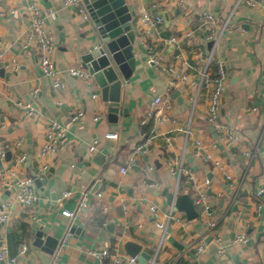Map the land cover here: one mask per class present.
Returning <instances> with one entry per match:
<instances>
[{
    "label": "crops",
    "instance_id": "obj_1",
    "mask_svg": "<svg viewBox=\"0 0 264 264\" xmlns=\"http://www.w3.org/2000/svg\"><path fill=\"white\" fill-rule=\"evenodd\" d=\"M36 1L55 36L53 59L66 87L54 88L51 79L36 70L39 63L35 46H25L30 18L24 1L0 0L5 10L0 15L4 53L0 68V150L5 152L0 155V209L3 201L12 200L10 220L0 222V241L6 243L9 255L17 257L18 264H99L92 251L113 243L114 249L126 253L124 243L132 240L152 255L145 264H264V192L260 200L255 195L264 185V4L260 0H255L254 5L240 3L215 51L214 59H222L227 70L221 120L234 128L237 138L212 147L217 132L207 121L206 89L193 112L189 142L175 129L185 124L191 114L190 97L195 92L191 83L173 88L169 96L171 109L164 112V121L147 118L152 100L167 88L168 76L160 66L148 61L146 44L166 48L168 58L179 68L184 60L202 65L210 49L206 32L227 20L237 0H128L136 10L132 28L138 32L134 43L137 64L129 82L123 84L120 105L128 111L119 115L117 123L109 120L110 103L103 100L101 88L93 78L69 74L71 66L84 68L80 62L82 54L97 43L92 19H83L77 8L64 5V0ZM12 9L18 13H11ZM204 11L212 14L214 22L206 19ZM147 12L152 20L143 22ZM157 14L163 21L154 25ZM164 14L169 17L168 23ZM188 31L192 32L190 36H186ZM171 35L182 40L184 54L177 61L172 48L166 47V38ZM198 46L204 48L201 57L196 52ZM211 70L216 71L215 62ZM191 74L196 71L191 70ZM28 101L34 109L32 115L19 104ZM79 110L84 111L82 119L71 121ZM95 116L100 119L95 120ZM52 119L67 127L66 136L56 155L42 158L39 151ZM154 127L157 133L148 154L139 157L138 164L122 174L120 167L142 133H149ZM109 132H116L117 137L106 138ZM169 134L171 144L166 140ZM94 138L100 143L91 151L89 145ZM195 138L207 145L222 167L213 160L194 156ZM23 151L28 153L27 162H16L15 155ZM183 157L194 176L192 180L182 175L179 181L178 171H171V166ZM46 161L49 168L43 179L38 178L39 198L25 209L14 201L15 188L4 182L9 176L1 173L13 169L21 176L39 175V168ZM95 182L99 186L92 192ZM149 182L154 186H149ZM177 188L178 194L187 193L194 198L201 213L193 220L184 213L183 219L173 220L165 233L157 221H165L171 205L166 190L174 193ZM200 189L207 192L211 214L197 202ZM66 190L73 194L60 203L58 198ZM87 190L90 200L78 217L73 221L63 215L62 209L74 210ZM151 206L158 208L157 214ZM209 221L215 222L214 228L209 227ZM34 227L58 238L53 254L33 244ZM239 234L248 235L249 241L236 242ZM171 238L184 244V249L178 248ZM197 241L208 244L200 254L185 246ZM23 244L28 249L21 255ZM221 246L224 253L219 251ZM0 264L7 263L0 260Z\"/></svg>",
    "mask_w": 264,
    "mask_h": 264
},
{
    "label": "built area",
    "instance_id": "obj_2",
    "mask_svg": "<svg viewBox=\"0 0 264 264\" xmlns=\"http://www.w3.org/2000/svg\"><path fill=\"white\" fill-rule=\"evenodd\" d=\"M24 6L27 8L30 18L29 30L27 38L25 40V46H35L37 60L42 69V71L51 79L52 86L56 89H63L66 87V82L62 78L59 69L57 68L55 61L53 59V54L56 49V39L52 32L49 30L47 25V15L43 11L42 7L36 0H23ZM264 4V0H260ZM247 2L248 4H256L255 0H237L235 8L229 14L227 20L220 26H214L208 29V32L205 34L206 42H209L210 49L208 53L204 56L205 62L202 65L194 64L191 61L184 60L183 67L179 68L176 64L168 58L166 54V48L158 47L154 44H146L148 50V61L152 64L158 65L168 76V85L164 92L159 93L152 100L148 112L147 118H153L157 121H164L166 110L171 109V104L169 101V96L174 87L191 83L195 86V92L190 97L191 105V114L188 121L185 124L179 125L175 132H180L186 142H189L192 139V124H193V112L199 102V98L203 89L208 90V106H207V121L215 127L217 132L216 141L212 143V147H217L220 143L231 142L237 138L236 131L233 127L224 123L221 120V111L222 104L221 98L227 89V70L225 62L222 59H214L215 51L222 39L223 32L230 23L232 16L234 15L235 9L239 6L240 3ZM64 5L74 6L77 8L81 17L85 20H90V14L83 3V0H64ZM155 8V5H153ZM11 13H18L17 9H12ZM5 14V10L0 6V15ZM203 15L206 19L214 22L213 16L210 12L204 11ZM152 20L149 12L145 13L143 17V22H150ZM163 21L162 16L156 15L154 18V25L161 23ZM192 32H186V36H190ZM166 47L172 48L173 59L175 61L182 59L183 49H182V40L177 35H171L166 38ZM197 54L201 57L204 55L203 46H198L196 50ZM3 50H2V39L0 37V68L3 63ZM216 64V71L212 73V65ZM191 70H195L196 74H191ZM69 74L77 77H89L88 71L84 68L78 66H71L69 68ZM192 75H196L195 78H191ZM37 90L33 91V94L36 95ZM20 105L24 106L27 113L32 115L34 109L32 104L28 102H19ZM84 116V111H77L72 117L71 121L78 122ZM95 120H99L100 116H95ZM67 132V127L57 120L52 119L49 122L47 127L46 137L41 145L39 155L42 158H48L57 154L60 144L65 138ZM170 132H174L170 130ZM157 130L154 127L149 133L143 132V137L134 145L133 151L130 156L126 159L125 163L120 167V172L126 174L129 170L133 169L137 164L139 157L145 156L148 154L150 144L152 143L153 138L156 136ZM116 132H109L106 134V138H116ZM166 140L169 144L172 141V135H167ZM100 143V139L94 138L90 145L89 149L95 151ZM194 146V156L197 158H202L204 160H213L216 166H221L222 163L219 159H214L212 153L210 152L207 145L203 143L200 138H195L193 141ZM0 155H5L3 149L0 150ZM28 159V153L26 151L20 152L15 155L16 162L25 163ZM185 158L183 157L178 163L171 166V171L173 173H178V180L182 175L188 176L190 180L194 179L191 171L185 166ZM49 164L43 162L39 168L38 173H34L37 178L43 179L45 172L48 170ZM152 169V166H150ZM2 175H8L9 177L4 179V182L8 185L15 188V197L14 201L19 202L25 209L32 206L39 198V189L36 184L35 178L32 174L28 175H19L13 169H7L1 173ZM149 186H154L153 182L148 183ZM206 184L209 185V181H206ZM264 192V185L259 187L255 193L258 200L261 199V196ZM73 194L72 190H66L58 198V201L62 203L65 198ZM174 200L171 203L168 212L166 213L165 221H157V226L160 227L165 233L167 226L173 220H181L184 217V212L179 211L175 207V198L179 195L178 188L175 190ZM90 200V191H85L81 198L76 204L74 210L62 209L63 215L71 218L73 221L78 217L79 213L88 206ZM197 202L202 204L208 214H211V205L208 202V195L205 190H199V197ZM261 206L259 202V207ZM12 200H5L1 204L0 209V222L5 224L11 218L12 211ZM151 210L157 214L158 208L156 206H151ZM209 227L214 228L215 222L209 221ZM71 235V229H69L65 235L64 241L68 240ZM165 238V235L163 236ZM218 240V239H217ZM236 242H248L249 236L246 234H239L234 239ZM63 244V242H61ZM188 250L195 251L200 254L207 249L208 244L205 241L190 242L185 245ZM27 245L23 244L20 249V254L24 255L27 252ZM219 251L221 253L225 252L224 246H221ZM93 255L97 256L99 259V264H141L137 256H130L124 252H121L119 249H112L110 246L101 248L100 250H94L91 252ZM0 260L5 261L7 264H18V258L12 257L9 255L8 247L5 242L0 241ZM154 264V263H152Z\"/></svg>",
    "mask_w": 264,
    "mask_h": 264
},
{
    "label": "water",
    "instance_id": "obj_3",
    "mask_svg": "<svg viewBox=\"0 0 264 264\" xmlns=\"http://www.w3.org/2000/svg\"><path fill=\"white\" fill-rule=\"evenodd\" d=\"M90 18L92 19L97 36V43L81 56V64L88 71L94 82L101 88L103 100L109 102L108 118L117 123L120 114L128 111L127 107L120 105L122 101V87L129 82L137 60L134 54V43L138 32L132 28L136 10L128 0H83ZM166 23L169 17L164 14ZM139 48H143L139 44ZM37 72L42 71L40 65L36 66ZM3 72V71H2ZM44 73V72H43ZM215 132V127L211 126ZM217 136V133L215 134ZM11 155L8 153V157ZM35 178L36 184L41 186V181ZM99 186L95 182L92 192ZM168 190V189H167ZM165 192L170 203L174 200V194ZM177 210L185 213L187 219L193 220L200 216L201 211L196 207L195 200L190 194H179L175 198ZM74 227L71 229L73 231ZM35 234L33 244L43 251L53 254L58 247L59 240L46 234L42 228L34 227ZM173 243L180 249L184 244L171 238ZM124 249L130 256H137L141 264H145L152 255L143 249L139 242L128 240L124 243Z\"/></svg>",
    "mask_w": 264,
    "mask_h": 264
},
{
    "label": "trees",
    "instance_id": "obj_4",
    "mask_svg": "<svg viewBox=\"0 0 264 264\" xmlns=\"http://www.w3.org/2000/svg\"><path fill=\"white\" fill-rule=\"evenodd\" d=\"M183 180H185L184 178H183ZM112 249H114V245H113V243H112V245L110 246Z\"/></svg>",
    "mask_w": 264,
    "mask_h": 264
}]
</instances>
